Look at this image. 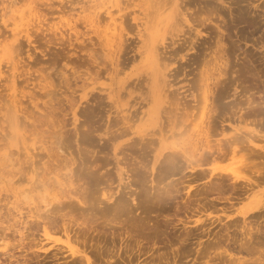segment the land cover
Wrapping results in <instances>:
<instances>
[{
    "label": "rangeland",
    "instance_id": "1",
    "mask_svg": "<svg viewBox=\"0 0 264 264\" xmlns=\"http://www.w3.org/2000/svg\"><path fill=\"white\" fill-rule=\"evenodd\" d=\"M224 1L226 4L229 2L227 5L233 6L231 14L229 9L227 12V5L223 7L225 11L216 0H184L191 24L194 19H205L207 16L215 21L217 15L220 14V18H222L218 21H223L224 18L223 22H226H222L224 24V26L222 25L223 29L221 27L222 35L220 32V36H224L222 38L224 46L222 45V47L226 50L224 55L222 53L221 55L227 61L229 71L234 70V74L229 73L228 77H221V84L217 86L218 88H214L220 91H215L218 95L217 98H214L216 97L215 93L211 98L212 102L215 100L218 102L212 103L213 107L216 106L214 108L216 115L214 112L213 115L217 119L220 118L219 120L224 118L225 122L222 127L223 133L219 124L217 125L218 129L215 128L217 121L213 120L215 123L209 124L212 130L209 131L212 140L208 144L207 141L199 142L195 139L198 128L193 126H205L206 122L204 119V124L202 123V108L198 107L202 105V103L200 104L202 82L199 80V72L204 62L203 56L209 59L208 53H211V49L209 52L208 46L214 44L212 36L215 35V30L213 32L211 29L209 32V29H202L204 35L191 42L194 33L189 31L187 26L183 28L185 25L183 23H178V26L173 28L169 24L171 21L173 22L171 19L167 24L170 26L164 27L160 23L156 27L155 23L159 22L162 15L169 9L161 14L156 7L155 9L150 8L151 6L145 4L144 10L146 11L145 8H147L146 12L150 10V16L153 17L151 18L149 13L146 15L150 17L149 23L148 17L147 19L144 17L145 11H142L139 0H104V2L103 0H0V103L4 107L0 108V162L3 161L1 159L3 154L14 153L12 156L10 155L14 166L13 168L12 166L2 168L6 177L4 182L0 183V264H65L70 262L69 252L64 248L63 243L55 241L62 233L60 218L64 213L65 221L69 220L68 228L72 236V244L76 248L80 247V250L86 249L85 251L92 255L89 254L93 261L92 264H264V179L257 178L260 177L259 173L264 174V129L260 128L264 127L260 124L264 121V113L261 112L262 115L260 113L255 117L256 120L261 119L260 122L254 120L258 124L251 123L255 119L254 117H245V121L238 118L242 112L247 109L249 111L251 105L264 104V0ZM135 2L137 4H134ZM136 5H140V8ZM125 6L126 9H124ZM148 8L150 9L148 10ZM219 8L220 10H218ZM109 15L114 16L112 18ZM115 19L120 20L116 21ZM145 19L148 22L144 27L142 22H146ZM108 23L110 26L112 23L118 24L110 27ZM207 23L208 21H206ZM211 24L208 23L210 26ZM113 27H117L116 33L117 31L122 33L115 34L114 40L117 38L119 40L114 41V46L108 47L105 46L106 42L103 40L106 39L105 35L109 32L108 30L111 32ZM145 29L146 35L143 33ZM96 30L97 32H95ZM180 30H185L184 36L183 31ZM15 32H18V35L15 36ZM140 35L143 36L140 37ZM2 37L10 39L7 38L5 41ZM171 40L174 43H171ZM192 43L193 49L190 48ZM154 47L161 49L158 51L159 58L154 54ZM161 55L165 58L162 59ZM192 55L199 57H195V59L201 60L196 61ZM111 61L118 62V64L116 63L118 75L110 72L112 71V69L110 70L112 65H109ZM11 62H14V65ZM241 67L244 72L239 69ZM11 72L14 74L13 76ZM163 73L167 74L169 85H172L169 89L172 92L168 89L169 98H165L159 104L157 93ZM6 76L7 79H5ZM11 77L16 79V87L14 86L16 98L22 100H20L22 104L18 123L12 120L11 111L8 108L10 107L9 102H7L9 98L7 94L13 91V89H7V85L11 84ZM234 79L238 81H234ZM229 81L230 83H228ZM42 84H46L43 89H41ZM174 93L175 95L179 93L176 95L178 100ZM185 101L189 103H185ZM130 102L132 103L130 104ZM196 102L200 105L195 107ZM35 104H37V108L34 107ZM154 106H159V113L154 111ZM122 108L123 111L126 109L127 115L134 116L130 119L132 121L123 120ZM168 109L174 113H164ZM261 109L264 112V106ZM141 110H144L145 113H141ZM73 112H75L76 121L73 119ZM232 125L237 129L241 128L242 131H249V129L253 131L247 134V138L230 141L231 148H229L232 151L228 148V151L223 154L216 153L215 148L218 147V144H224V141L217 142V138L222 139L223 134L234 133ZM219 130L221 131L219 132ZM59 131L62 133L58 134ZM156 134L162 135L165 139ZM57 135H60L59 138ZM143 138H146V141ZM57 139L64 143L66 149L63 148L64 154L68 156L70 151L75 160L72 166L73 179L76 178L74 183L77 184L81 201L69 198L70 200L65 199L66 202L62 201L64 205L54 203V209L57 211L55 219L51 218L52 222L49 223L47 219L44 221L39 219V221L37 218V223L36 218L31 216L38 214L35 209H31L33 206L31 201L28 198L30 202L26 201L24 195L19 196L20 198L14 197L11 185L17 187L19 189L17 191L21 192L22 189L27 191L29 189L27 172L30 171V161L25 151L28 150L34 158L32 160L37 164L36 158L38 159L39 155H45V152L38 149L40 146L38 142L57 141ZM142 144L144 148L141 147ZM212 144H217V147L214 148ZM130 145L136 148H130ZM120 146L123 148L119 149ZM24 147L27 148L24 149ZM151 147L153 148L151 149ZM184 149L187 153H184ZM174 152H177L176 155H173L174 159L177 158L176 161L171 159ZM164 154H166V160L163 159ZM185 156L187 159L184 158ZM154 159H156L155 165ZM190 160L192 161L190 162ZM119 167L123 177L121 183L117 175ZM132 167L134 168L131 169ZM127 168L129 170H126ZM226 180L231 183H227ZM209 181L213 186L212 184L208 185ZM204 184L209 188L212 186L213 189L210 188V190H214V193L212 191L211 193ZM159 187L161 188L159 189ZM216 190L217 192H215ZM202 191L205 193L207 191L208 194H204ZM111 192L114 193L113 198L108 201L106 196ZM27 193L28 191L26 192L28 196ZM220 195L222 196L220 197ZM227 196L231 200L226 201ZM211 198L213 201H210ZM201 201L203 202L201 203ZM110 211L112 212L110 213ZM40 212L39 214L42 216L45 215L43 210ZM45 221L48 222L47 225L51 224L48 226L49 228L55 225L56 229L53 227L54 230H51H58L56 233L59 234L51 233L48 228L50 238H45L41 229V223ZM181 221L185 223H181ZM66 223L68 224V221ZM73 223L74 225H72ZM226 223H228L227 225L231 224L228 231L224 230ZM209 229L213 232L207 238L208 235L205 232ZM231 230L232 232H230ZM186 232H188L187 235ZM126 233L132 234V237H127ZM248 233H251L252 238L256 240V242L252 240L250 244L247 242L248 245H251L250 247H254H252L253 249L249 252L242 250L239 251L240 253L231 249L230 251L233 250V259L223 253V248L226 245L232 247L231 245L234 244L233 247L238 249L240 242H245L249 238ZM183 235L187 236V239ZM256 235L258 238H255ZM123 236L126 237L123 240L125 242L122 243L119 237ZM192 236L195 237L192 238ZM134 238L143 240L139 249L135 246ZM177 238L179 241L176 242ZM214 238L221 240H218L220 241L218 244L211 242ZM131 239L133 240L131 241ZM158 239L159 241H157ZM77 240H80L78 244ZM173 240L177 245L174 244L175 242L172 243ZM232 240L233 242H231ZM151 242L156 243V247L152 246ZM124 243L130 244L132 249L126 246L123 249L126 248L125 250L129 249V251L124 252L122 248H118L125 246ZM170 243L171 245H169ZM180 243L182 245H179ZM134 246L141 252L133 251ZM88 247L90 248L88 249ZM130 250L136 253L132 254ZM119 251H122L121 255H117L120 253ZM127 253L131 254L130 261L124 255H128ZM135 254L140 255L138 257ZM122 258L125 259L121 261ZM166 261L168 262L165 263Z\"/></svg>",
    "mask_w": 264,
    "mask_h": 264
},
{
    "label": "bare ground",
    "instance_id": "2",
    "mask_svg": "<svg viewBox=\"0 0 264 264\" xmlns=\"http://www.w3.org/2000/svg\"><path fill=\"white\" fill-rule=\"evenodd\" d=\"M102 1V0H101ZM135 1H138V0H135ZM141 1V2H140ZM216 1H218L220 4H221V6H222V8L223 7H226V5L227 4H229V2L226 4V2L224 1V0H216ZM13 2H15V1H13ZM103 2H104V0H103ZM123 2H125V1H123ZM143 2V3H142ZM212 2V1H211ZM236 2V1H235ZM241 2V1H240ZM239 2V3H240ZM102 3V2H101ZM128 3V2H127ZM133 3V2H132ZM139 3H140V7L142 8V11L144 12L145 10H144V8H143V6L146 4H148L149 5V7L150 8H154L155 9V7L157 8V11H159V13H164V11H166L167 9H169V10H167V12L165 13V14H163L162 15V17H161V19H160V21L159 22H156L155 23V25H156V27H158V25L161 23L162 25H164V27L168 24V22L169 21H171V19H173V24L170 22L169 24H171V26L173 27V28H176L177 26H178V23H183V24H185V25H183V28H184V26L186 27L187 26V29L189 30V31H192L193 33H194V36L191 38V42H192V40H196L198 37H200L201 35H204L203 33H204V31H202V29H209V32L211 31V29L213 30V32H214V30H215V35H213V36H215V37H213L212 36V38H213V40L212 41H214V44L213 45H209L208 46V48H209V52H210V49H211V53H208V55H209V59H208V57L207 58H205V56H203V59H204V62L202 63V68H201V70H200V81L202 82H200L201 83V87H202V101L200 102V104L202 103V105H201V107L200 106H198L199 108H202V112H201V115H202V117H201V119L203 120L202 121V123L204 122V119H206V122H205V126H202L201 125V123H199L200 125V127H198V126H193V127H197L198 128V130H196V140H198L199 142H203V141H207V143L209 144L210 142V140H212L211 138H210V123H215L216 121V123H215V128H217V125L219 124L220 125V127H221V130H219V132L221 131L222 133H223V123L225 122V120H224V118L223 119H221V120H219V119H217V117H215L214 115H216L215 114V107L216 106H214L213 107V102H217V100H215V101H213L212 102V97H214V93H215V91H220V90H217V89H214V88H218L217 86L219 85V84H221V77H223V78H226V77H228L229 75V73H231V74H234V70H232V71H229L230 69H229V65L227 64V61L225 60V58H224V56H222L221 55V53L224 55V52L226 51V50H224V48L222 47V45H223V43L224 42H222L223 41V37H221L220 36V32H221V35H222V29H223V27H222V25L224 26V24L223 23H226V22H223V21H225V19L223 18L222 20L223 21H221V20H219L218 21V19H221L220 18V15H217V17H216V19H215V21H213V20H211V19H209V17L210 16H207L205 19L203 18V19H194L193 20V22H192V24H191V22L189 21V17H188V15H187V10H188V8L186 7V5H185V3H184V0H139ZM213 3V2H212ZM215 3V2H214ZM234 3V2H233ZM238 3V4H239ZM119 4H120V2H119ZM129 4H131L130 2H129ZM134 4H137L136 2L134 3ZM231 4V3H230ZM236 4V3H235ZM96 5V4H95ZM133 5V4H132ZM217 5V4H216ZM259 5V4H258ZM10 6V5H9ZM94 6V5H93ZM118 6V5H117ZM119 6H121V5H119ZM136 6H138V5H136ZM138 6V8H140ZM214 6H215V4H214ZM213 6V7H214ZM220 6V7H221ZM261 6V5H260ZM107 8H108V6H106ZM110 7V6H109ZM233 7V6H232ZM232 7L230 6V5H227V12H228V9L230 10V14H231V10H232ZM128 8V7H127ZM150 8H148V10L150 9ZM215 8V7H214ZM237 8V7H236ZM256 8V7H255ZM96 9V8H95ZM124 9H126V6H125V8ZM146 9V11H147V8H145ZM216 9V8H215ZM224 9V8H223ZM222 9V10H223ZM237 9H239V8H237ZM106 10V9H105ZM123 10V9H122ZM211 10H213V9H211ZM210 10V11H211ZM218 10H220V8L218 9ZM225 10V9H224ZM234 10V9H233ZM9 11V10H8ZM95 11V10H94ZM112 11V10H111ZM130 11H132V10H130ZM145 11V18L147 19V17H148V19L147 20H149V23H150V17L152 16H150V10H149V12H146ZM215 11V10H214ZM226 11V10H225ZM240 11V10H239ZM242 11V10H241ZM113 12V11H112ZM141 12V11H140ZM152 12V11H151ZM208 12H209V10H208ZM222 12V11H221ZM226 12V13H227ZM234 12V11H233ZM110 13V12H109ZM147 13V14H146ZM148 13H149V16H146V15H148ZM189 13V12H188ZM211 13H214V12H211ZM220 13V12H219ZM223 13H225L224 11H223ZM222 13V14H223ZM238 13V12H237ZM255 13V12H254ZM96 14V13H95ZM112 14H114V13H112ZM142 14V13H141ZM191 14V13H190ZM236 14V13H235ZM101 15V14H100ZM143 15V14H142ZM216 15V14H215ZM233 15V14H232ZM104 16V15H103ZM112 16H114V15H112ZM111 15H109V17H112ZM123 16V15H122ZM191 16V15H190ZM211 16H213V15H211ZM14 17V16H13ZM39 17V16H38ZM90 17V16H89ZM104 17H106V16H104ZM121 17V16H120ZM120 17H118V18H120ZM192 17V16H191ZM219 17V18H218ZM233 17V16H232ZM231 17V18H232ZM238 17V16H237ZM2 18H4V17H2ZM37 18V17H36ZM100 18V17H99ZM103 18V17H102ZM113 18V17H112ZM111 18V19H112ZM136 18V17H135ZM151 18H153V17H151ZM235 18V17H234ZM20 19V18H19ZM23 19V18H22ZM104 19V18H103ZM121 19V18H120ZM119 19V20H120ZM145 19V20H146ZM214 19V18H213ZM102 20V19H101ZM116 20V19H115ZM119 20H116V21H119ZM123 20V19H122ZM146 20V22L144 21V23L142 22V25L144 24V27H145V24H147V21ZM218 22H217V21ZM15 21V20H14ZM112 21H114V20H112ZM206 21H208V23L209 24H211V26L210 25H208V23L206 24ZM140 22V21H139ZM223 22V23H222ZM29 23V22H28ZM121 23V22H120ZM124 23V22H123ZM220 23H221V25H220ZM102 24V23H101ZM110 24H111V22H110ZM114 24H116V23H112V25H114ZM118 24V23H117ZM116 24V25H117ZM112 25L110 26L109 25V23H108V26H110V27H112ZM213 25V26H212ZM141 26V25H140ZM168 26H170V25H167V27ZM118 27V26H117ZM117 27H113L112 29V31L110 32V30H108L109 32L107 33V35H105L106 37V39L105 40H103V41H105L106 43H105V46H108V47H112V46H114L115 45V43H114V41H117V40H119V38H117V40H114L115 39V37H116V35L115 34H121V33H118V31H117V33L115 32V30H116V28ZM155 27V26H154ZM221 27H222V29H221ZM151 28V27H150ZM215 28V29H214ZM17 29V28H16ZM15 29V30H16ZM30 29V28H29ZM28 29V30H29ZM109 29V28H108ZM140 29V28H139ZM143 29V28H142ZM24 30V28L22 29V31ZM118 30V29H117ZM217 30V31H216ZM144 31H146V29L145 30H143V33H144ZM180 31H183V30H180ZM95 32H97V30L95 31ZM103 32V31H102ZM216 32H218V33H216ZM24 33V32H23ZM100 33V32H99ZM184 33H186L185 32V30L182 32V34H183V36L185 35ZM212 33V32H211ZM14 34V33H13ZM98 34V33H97ZM101 34V33H100ZM126 34V33H125ZM145 34V33H144ZM11 35V34H10ZM16 35H18V32L16 33L15 32V36ZM146 35V34H145ZM177 35V34H176ZM210 35V34H209ZM103 36V35H102ZM121 36V35H120ZM122 36H123V34H122ZM141 36H143V35H140V37ZM12 37V36H11ZM124 37V36H123ZM177 37V36H176ZM180 37V36H179ZM211 37V36H210ZM3 38V37H2ZM5 38V39H4ZM3 38V40H5L6 41V39L8 38V37H4ZM165 38H167V37H165ZM207 38V37H206ZM211 38V39H212ZM8 39H10V38H8ZM127 39V38H126ZM173 39V38H172ZM215 39V40H214ZM141 41L142 40H144V39H140ZM174 40V39H173ZM173 40H171L172 42L171 43H174V41ZM207 40H208V38H207ZM225 40V39H224ZM1 41H2V39H1ZM184 41V40H183ZM186 41V40H185ZM212 41H211V44H212ZM119 43H120V41H118ZM155 42V41H154ZM176 42V41H175ZM207 42V41H206ZM210 42V41H209ZM99 43H101V42H99ZM113 43H114V45H113ZM177 43V42H176ZM175 43V44H176ZM102 44V43H101ZM184 44V43H183ZM13 45V44H12ZM166 45V44H165ZM164 45V46H165ZM123 46V45H122ZM168 46V45H167ZM224 46V45H223ZM124 47V46H123ZM181 47V46H180ZM191 49H193L194 48V46H193V43L191 44V47H190ZM8 49V48H7ZM118 49V48H117ZM167 49V48H166ZM106 50V49H105ZM110 50V49H109ZM136 50V49H135ZM161 50V49H160ZM157 47H154V54H155V56L157 57L158 56V58H159V52L158 51H160ZM173 51H174V49H173ZM111 52V51H110ZM168 52V51H167ZM166 52V53H167ZM122 53V52H121ZM161 53V52H160ZM163 53H164V51H163ZM165 53V54H166ZM220 54V55H219ZM163 55V54H162ZM161 55V56H162ZM14 56V55H13ZM120 56V55H119ZM119 56H118V58H119ZM140 56V55H139ZM164 56V55H163ZM163 56L161 57L162 59H164L163 58ZM192 56H194V55H192ZM197 56H200V55H197ZM195 57H196V55L193 57L194 59H195ZM157 58V59H158ZM160 58V59H161ZM196 58H199V57H196ZM224 58V59H223ZM13 60V59H12ZM11 60V61H12ZM113 60V59H112ZM116 60V59H115ZM191 60H192V58H191ZM196 61H200V60H197V59H195ZM202 62V61H201ZM14 62H11V64L12 65H14L13 64ZM118 64V62H114V61H111V64H109V65H112V68L110 67V70L112 69V71H110L111 73L112 72H114L115 74H117L118 75V71H117V68H116V66H117V64ZM160 63V62H159ZM193 63V62H192ZM241 63V62H240ZM10 64V65H11ZM108 64V63H107ZM160 65V64H159ZM201 65V64H200ZM242 65V64H241ZM240 65V66H241ZM17 66V65H16ZM15 66V67H16ZM107 66V65H106ZM8 67V66H7ZM30 67V66H29ZM108 67V66H107ZM118 67V66H117ZM243 67V66H242ZM241 67V68H242ZM18 68V67H17ZM109 68V67H108ZM241 68H239L240 70H243V68L241 69ZM11 69V68H10ZM13 69H15V68H13ZM246 69V68H245ZM247 69H248V67H247ZM108 70V69H107ZM239 70V71H240ZM0 71H1V69H0ZM122 71V70H121ZM3 72V71H2ZM243 72H244V70H243ZM111 73H109V74H111ZM113 73V74H114ZM217 75H216V74ZM241 73V72H240ZM239 73V74H240ZM11 74H12V72H11ZM237 74V73H236ZM239 74H238V76H239ZM245 74V73H244ZM14 74H12V76H13ZM17 74L15 73V76H16ZM167 75V74H166ZM165 75V73H163L161 76H162V78H160L161 79V84L159 85V88H158V93H157V101L159 102V104H161L164 100H165V98H169L168 96H169V94L167 93V90L170 88V86H172L171 84L169 85V81L167 80V76ZM214 75H216V77H214ZM228 75V76H227ZM10 76V75H9ZM39 76V75H38ZM38 76H36V77H38ZM3 78V77H2ZM16 78V77H15ZM221 78V79H220ZM5 79H7V76L5 77ZM4 79V80H5ZM242 79V78H241ZM16 80V79H15ZM15 80H14V77H11V79H10V81H11V84L9 85H7V89L8 90H10V89H13V91H11L9 94H7L8 95V101L7 102H9L8 104H9V106L10 107H8V108H10V113H11V117H12V120L15 122V123H18V118H19V111L21 112V98H20V100L18 99V98H16V95H15V93H14V88L16 87L15 86ZM45 80V79H44ZM120 80V79H119ZM238 80H239V78H238ZM238 80H236V79H234V81H238ZM8 81V83H10V81L9 80H7ZM37 81V80H36ZM43 81V80H42ZM172 81V80H171ZM226 81V80H225ZM241 81V80H240ZM239 81V82H240ZM159 82V83H160ZM232 82V81H231ZM243 82V81H242ZM121 83V82H120ZM142 83V82H141ZM228 83H230V81L228 82ZM41 84V83H40ZM226 84V83H225ZM2 85V84H1ZM46 85V84H45ZM44 84H42L41 85V89H43V88H45L46 86H45ZM130 85V84H129ZM240 85V84H239ZM15 86V87H14ZM85 86V85H84ZM236 86V85H235ZM242 86V85H241ZM4 87V86H3ZM23 87V86H22ZM119 87V86H118ZM31 88V87H30ZM107 88V87H106ZM124 88H127V87H124ZM189 89V88H188ZM220 89V88H219ZM50 90V89H49ZM170 90V89H169ZM51 91V90H50ZM186 91H187V89H186ZM22 92V91H21ZM112 92V91H111ZM115 92V91H114ZM170 92H172L171 90H170ZM110 93V92H109ZM176 93V92H175ZM175 93H174V95H175ZM228 93V92H227ZM2 94V93H1ZM41 94V93H40ZM168 94V95H167ZM179 94V93H178ZM178 94H176V95H178ZM189 94V93H188ZM222 94V93H221ZM235 94V93H234ZM4 95V94H3ZM2 95V96H3ZM39 95V94H38ZM120 95H121V93H120ZM128 95V94H127ZM176 95H175V97H176ZM215 95H216V97H214V98H217V94L215 93ZM117 96V95H116ZM139 96V95H138ZM186 96H188L187 94H186ZM120 97V96H119ZM135 97V96H134ZM173 97V96H172ZM174 97V98H175ZM178 97V96H177ZM176 97V100H178V98ZM170 98H171V96H170ZM181 98V97H180ZM222 98V97H221ZM224 98V97H223ZM1 99V98H0ZM4 99V98H3ZM120 99V98H119ZM122 99V98H121ZM143 99H145V98H143ZM220 99V98H219ZM236 99V98H235ZM184 100V99H183ZM118 101V100H117ZM120 101V100H119ZM122 101V100H121ZM120 101V102H121ZM141 101V100H140ZM170 101V100H169ZM187 101H189V100H187ZM187 101H185V103L187 102ZM219 101V100H218ZM6 102V103H7ZM24 102V101H23ZM114 103H115V100L113 101ZM112 102V103H113ZM134 102V101H133ZM221 102V101H220ZM132 102H130V104H131ZM167 103H169V102H167ZM183 103V102H182ZM187 103H189V102H187ZM218 103V102H217ZM222 103V102H221ZM7 104V105H8ZM180 104V103H179ZM199 103H197L196 102V105H195V107L198 105ZM199 104V105H200ZM220 104V103H219ZM229 104V103H228ZM144 105V104H143ZM150 105V104H149ZM172 105V104H171ZM171 105H169V106H171ZM185 105V104H184ZM215 105V104H214ZM129 106V105H128ZM145 106V105H144ZM161 106V105H160ZM168 106V105H167ZM175 106V105H174ZM183 106V105H182ZM189 106V105H188ZM191 106V105H190ZM263 106H264V104H259V103H257V105H255V106H252L251 105V107H249V111H248V109L246 110V111H244V112H242L240 115H238V118H239V120H243V121H245L244 120V118L245 117H256L258 114H260L261 112L262 113H264L262 110L263 109H261V108H263ZM3 106L1 105V103H0V108H2ZM34 107H38L37 106V104H35L34 105ZM158 107L159 106H154L153 107V109H155L154 111L156 112V113H159V109H158ZM164 107V106H163ZM162 107V108H163ZM178 107V106H177ZM186 107V106H185ZM4 108V107H3ZM31 108V107H30ZM57 108V107H56ZM127 108H129V107H127ZM162 108H161V110H162ZM167 108V107H166ZM165 109V108H164ZM174 110H175V108H173ZM180 109V108H179ZM217 109V108H216ZM7 110V109H6ZM126 109H124V111H125ZM130 110V109H129ZM169 110V109H168ZM167 110V112H164V113H171V112H173L174 113V111H171V109L168 111ZM27 111V110H26ZM121 111H123V108H122V110ZM123 111V120H126V121H129L130 119H132L131 117H134V116H130V115H127L128 114V112L127 111H125L124 112ZM134 111V110H133ZM137 111H138V109H137ZM199 111V110H198ZM215 111V112H214ZM119 112V111H118ZM131 113H132V111H130ZM129 112V113H130ZM149 112V111H148ZM200 112V111H199ZM213 112H214V115H213ZM27 113V112H26ZM47 113V112H46ZM130 113V114H131ZM139 113V112H138ZM141 113H145L144 112V110H141ZM147 113V112H146ZM198 113V112H197ZM262 113H261V115H262ZM134 114V113H133ZM136 114V113H135ZM166 114V115H167ZM172 114V113H171ZM171 114H169V115H171ZM6 115H7V112H6ZM40 115H42L41 113H40ZM39 115V116H40ZM145 115V114H144ZM143 115V116H144ZM244 115V116H243ZM43 116V115H42ZM75 112H73V119H74V121H76V118H75ZM121 116V115H120ZM136 116V115H135ZM162 116V115H161ZM10 117V118H11ZM46 117V116H45ZM142 117V116H141ZM223 117H224V115H223ZM7 118V117H6ZM5 118V119H6ZM31 118V117H30ZM137 118H139L138 116H137ZM168 118V117H167ZM4 119V120H5ZM142 119H143V117H142ZM229 119H230V116H229ZM259 119V120H258ZM257 120H256V118L255 119H253L252 120V122L251 123H254V124H258V122H260V118H258ZM215 122H214V121ZM254 120H256V121H258L257 123H255V121ZM130 121H132V120H130ZM263 121V120H262ZM199 122V121H198ZM264 122V121H263ZM263 122H261L260 124L261 125H263L264 126V123ZM24 123V122H23ZM75 123V122H74ZM241 123V122H240ZM51 124V123H50ZM193 124V123H192ZM204 124V123H203ZM229 124V123H228ZM227 124V125H228ZM248 124V123H247ZM75 126V125H74ZM159 126V125H158ZM190 126V124L188 125V127ZM233 126V125H232ZM5 127V126H4ZM51 127V126H50ZM78 127V126H77ZM75 128H76V126H75ZM196 128V129H197ZM231 128V127H230ZM240 128V127H239ZM261 129L263 128L264 129V127H260ZM60 129H62V128H60ZM218 129V128H217ZM64 130V129H63ZM159 131H160V129H158ZM188 130H189V128H188ZM194 130V129H193ZM233 132L234 133H232V134H230V135H225V134H223V136H222V139H220V138H217V142L218 141H221V142H223L224 141V144L222 143H219L218 144V147H217V144L216 145H213L214 144V142H213V144H212V146H214V148L215 147H217V148H215L216 150H217V152L216 153H219V154H223V153H225L226 151H228V150H230V146H231V143H229L230 141H237V140H239V139H244V138H247V134H250L253 130L252 129H249V131L248 130H244V131H247V132H244V131H242V129L240 128V129H237V128H235L234 126H233ZM260 130V129H259ZM57 131H58V129H57ZM212 131V130H211ZM52 132H53V130H52ZM56 131H54V133H55ZM85 132H86V130H85ZM161 132V131H160ZM166 132V131H165ZM165 132H163V134L166 136V134H165ZM194 132V131H193ZM53 133V134H54ZM62 133V131H59L58 132V134H61ZM154 133V132H153ZM157 133H159V132H157ZM52 134V135H53ZM55 134H57V132L55 133ZM148 134V133H147ZM195 134V133H194ZM2 135V134H1ZM144 135V134H143ZM146 135V134H145ZM152 135V134H151ZM154 135H155V133H154ZM157 135V134H156ZM160 135V134H159ZM159 135H157V136H159ZM58 136V135H57ZM60 136V135H59ZM59 136H58V138H59ZM162 138H164L165 139V137H163L162 135H160ZM181 136V135H180ZM263 136V135H262ZM26 137V136H25ZM47 137V136H46ZM54 137V136H53ZM189 137V136H188ZM192 137V136H191ZM28 138V137H27ZM55 138H56V135H55V137H54V140H55ZM147 138V137H146ZM145 138V139H146ZM153 138V137H152ZM193 138V137H192ZM210 138V139H209ZM61 139V138H60ZM144 138H143V140H145ZM151 139V138H150ZM157 139V138H156ZM194 139V140H195ZM219 139V140H218ZM59 139H57V141H39L38 143H40L39 145V148L38 149H41V151H43V152H45V155L44 156H41V155H39L38 157V159L36 158V160H38V163L36 164L35 163V161H33L34 160V158H33V156L31 155V154H29V152H28V150L27 151H25V153H26V156H28V159H29V161H30V171L29 172H27V174L29 175L28 176V182H29V189L27 190L28 191V196L26 195V192L27 191H24V189H22V191L20 192V191H17V190H19L17 187H14L13 185H11V191H12V193L14 194V197H19V196H21V195H24L23 197L25 198V199H29L30 201H31V203L33 204V206L31 207V209L33 208V209H35L36 210V212H38V214H32L31 216H32V218H36V220L35 221H37V218H38V220L39 219H42L43 221L45 220V219H47V221L50 223V222H52L51 221V218L54 220L55 219V215H57V211L54 209V203H56V205L57 204H62V201L64 200L65 201V199H69V198H71L72 200H77V201H81V199H80V197L81 196H79L80 194H78L79 193V191H78V187L75 185V180H76V178H75V180L73 179V164H74V158L71 156V153H70V151H69V154H68V156H67V154H64V152H63V148L65 147L64 146V143H63V141L61 140V141H58ZM147 140H149L148 138H147ZM158 140V139H157ZM160 140V139H159ZM193 140V139H192ZM139 141H141V140H139ZM146 141V140H145ZM152 141V140H151ZM150 141V142H151ZM154 141V140H153ZM184 141V140H183ZM182 141V142H183ZM37 142V141H36ZM131 142V141H130ZM129 142V143H130ZM133 142V144H134V141H132ZM135 142H137V141H135ZM158 142V141H157ZM217 142H215V143H217ZM35 143V142H34ZM137 143H139V142H137ZM137 143H135V144H137ZM183 143H186V142H183ZM151 144V143H150ZM195 144H196V142H195ZM194 144V145H195ZM34 145V144H33ZM105 145V144H104ZM115 145V144H114ZM125 145H127V144H125ZM124 145V146H125ZM153 145H155V144H153ZM189 145V144H188ZM193 145V146H194ZM199 145H200V143H199ZM204 145V144H203ZM35 146V145H34ZM145 146V145H144ZM157 146V145H156ZM156 146H154V147H156ZM117 148H118V146H116ZM116 147H114V148H116ZM127 147V146H126ZM133 146L132 145H130V148H132ZM137 147H138V145H137ZM141 147H143V144H142V146ZM146 147V146H145ZM187 147V146H186ZM190 147H191V145H190ZM210 147V146H209ZM230 147V148H229ZM27 147H24V149H26ZM120 148H123L122 146H120L119 147V149ZM127 148H129V146L127 147ZM133 148H136V147H133ZM144 148V147H143ZM153 147H151V149H152ZM188 148V147H187ZM186 148V149H187ZM229 148V149H228ZM65 149V148H64ZM146 149V148H145ZM150 149V150H151ZM170 149V148H169ZM194 149V148H193ZM195 149H197V148H195ZM228 149V150H227ZM22 150V149H21ZM66 150V149H65ZM113 150H115V149H113ZM117 150V149H116ZM115 150V151H116ZM185 150V149H184ZM198 150H199V148H198ZM114 151V153H116ZM143 151V150H142ZM177 151V150H176ZM180 151V150H179ZM188 151V150H187ZM210 151V150H209ZM212 151H213V149H212ZM211 151V152H212ZM230 151H232V149L230 150ZM123 152V151H122ZM147 152V151H146ZM145 152V153H146ZM192 152V151H191ZM203 152V151H202ZM24 153V154H25ZM126 153V152H125ZM169 153V152H168ZM175 154H172V157H171V159H174L175 157L173 156V155H176V153L177 152H174ZM184 153H187L186 152V150L184 151ZM201 153V152H200ZM213 153V152H212ZM211 153V154H212ZM14 153H5V154H3V156H2V162H0V172H1V175H0V183H3L4 182V179H5V177H6V175L4 174V172L2 171V168H4L5 166H12V168H13V166H14V164H13V162H12V158L10 157V155L12 156ZM123 154V153H122ZM167 154V153H166ZM166 154H164V160H166L165 158H167V157H165V155ZM180 154V153H179ZM178 154V155H179ZM189 154V153H188ZM38 155V154H37ZM115 155V154H114ZM128 155H130V154H128ZM142 155V154H141ZM168 155V154H167ZM170 155V154H169ZM198 155H201V154H198ZM136 156H137V154H136ZM209 156V155H208ZM37 157V156H36ZM44 157H47V158H45L44 159ZM134 157V156H133ZM174 157V158H173ZM180 157V156H179ZM183 157V156H182ZM194 157V156H193ZM116 158V157H115ZM121 158H123V157H121ZM131 158V157H130ZM157 158V157H156ZM184 158H186V156L184 157ZM197 159H198V157H196ZM33 159V160H32ZM142 159H143V156H142ZM177 159V158H176ZM176 159H174L175 161H176ZM187 159V158H186ZM196 159V160H197ZM124 160V159H123ZM156 159H154V165H155V163H156V161H155ZM161 160V159H160ZM183 160H185V159H183ZM26 161V160H25ZM28 161V160H27ZM163 161V160H162ZM169 161V160H168ZM182 161V160H181ZM188 161V160H187ZM192 160H190V162H191ZM193 161H195V160H193ZM117 162H119V161H117ZM137 162V161H136ZM136 162L134 163V164H136ZM170 162H171V160H170ZM174 162V161H173ZM189 162V161H188ZM196 162V161H195ZM129 163V162H128ZM140 163H141V161H140ZM147 163H148V161H147ZM166 163H167V161H166ZM165 163V164H166ZM180 163V162H179ZM182 163H185V162H182ZM134 164H132V165H134ZM168 164V163H167ZM166 164V165H167ZM172 164V163H171ZM197 163H195V165H196ZM37 165V166H36ZM117 165H118V163H117ZM124 165V164H123ZM127 165V164H126ZM129 165V164H128ZM131 165V164H130ZM147 165V164H146ZM173 165V164H172ZM171 165V166H172ZM194 165V166H195ZM198 165V164H197ZM139 166V165H138ZM163 166H165V165H163ZM123 167H125V166H123ZM129 167V166H128ZM134 167H136V165H134ZM134 167H132L131 169H133ZM140 167V166H139ZM143 167H146V166H143ZM149 167V166H148ZM154 167V166H153ZM172 168V167H171ZM237 168H239V167H237ZM247 168V167H246ZM75 169V168H74ZM140 169V168H139ZM156 169V168H155ZM154 169V170H155ZM192 169V168H191ZM245 169V168H244ZM126 170H129L128 168L126 169ZM126 170H124V171H126ZM136 171H137V169H135ZM141 170V169H140ZM147 170V169H146ZM149 170V169H148ZM157 170V169H156ZM170 170H172V169H170ZM169 170V171H170ZM195 170V169H194ZM193 170V171H194ZM239 170V169H238ZM143 171V170H142ZM142 171H140L141 173H143L144 174V172H145V169H144V172H142ZM159 171V170H158ZM166 171V170H165ZM169 171H167V172H169ZM240 171H243V170H240ZM131 172H132V170H131ZM130 172V173H131ZM160 172H162V171H160ZM210 172V171H209ZM243 172H245V171H243ZM248 173H249V171H247ZM129 173V174H130ZM146 173V172H145ZM148 173H149V171H148ZM174 173V172H173ZM135 175H136V173H134ZM133 174V175H134ZM199 174V173H198ZM216 174V173H215ZM214 174V175H215ZM229 174H231V173H229ZM245 174V173H244ZM260 175V177H257V178H261V179H264V174L263 173H259ZM117 175H118V178H119V182L120 181H122L123 180V177H122V171H121V168L119 167L118 168V170H117ZM132 175V174H131ZM146 175V174H145ZM190 175H191V173H190ZM211 175V174H210ZM246 175H247V173H246ZM142 176V175H141ZM212 176V175H211ZM76 177V176H75ZM128 177V176H127ZM131 177V176H130ZM139 177V176H138ZM193 177V176H192ZM215 177V176H214ZM219 177H220V175H219ZM218 177V178H219ZM223 177V176H222ZM224 178V177H223ZM164 179V178H163ZM216 179V178H215ZM225 179H227L228 180V178H225ZM125 180V179H124ZM201 180V179H200ZM218 180V179H217ZM222 180V179H221ZM226 180V181H227ZM235 180V179H234ZM7 181V180H6ZM160 181V180H159ZM158 181V182H159ZM223 181H225V180H223ZM11 182H13V181H11ZM212 182H213V180H212ZM220 182V181H219ZM121 183V182H120ZM123 183V182H122ZM171 183V182H170ZM208 183H210V184H208V185H211L212 183L209 181ZM214 183V182H213ZM221 183V182H220ZM227 183H231V182H228L227 181ZM226 183V184H227ZM172 184V183H171ZM223 184V183H222ZM168 185V184H167ZM205 185V184H204ZM208 185H205V187H207ZM236 185H238V184H236ZM17 186V185H16ZM120 186V185H119ZM128 186V185H127ZM200 186H201V184H200ZM212 186H213V184H212ZM212 186H210V188L212 187ZM226 186V185H225ZM228 186H229V184H228ZM203 187V186H202ZM201 187V188H202ZM224 187V186H223ZM161 187H159V189H160ZM163 188V187H162ZM165 188V187H164ZM200 188V187H199ZM200 188V189H201ZM209 187H207V189H208ZM210 188H209V190H210ZM218 188V187H217ZM216 188V189H217ZM225 188V187H224ZM158 189V190H159ZM199 189V190H200ZM205 189V188H204ZM203 189V190H204ZM211 189H213V188H211ZM219 189V188H218ZM223 189V188H222ZM232 189H233V186H232ZM241 189H242V187H241ZM26 190V189H25ZM157 190V189H156ZM156 190H155V192H156ZM162 190V189H161ZM234 190H235V188H234ZM165 191H167L166 190V188H165ZM201 191V190H200ZM213 192L214 190H210V192ZM241 191V190H240ZM240 191H239V193H240ZM160 192V191H159ZM163 192V191H162ZM162 192L160 193L161 195H162ZM202 192H204V194H206L207 193V191H206V193H205V191H202ZM201 192V193H202ZM209 192V191H208ZM211 192V193H212ZM215 192H217V190L215 191ZM219 192V191H218ZM244 192V191H243ZM21 193H24V194H21ZM29 193H31V194H29ZM167 193V192H166ZM198 193H200V192H198ZM214 193V192H213ZM221 193V192H220ZM113 192H111V194L110 195H107L106 196V199L108 200V201H110V200H112V198H113ZM154 194H157V193H154ZM159 194V193H158ZM208 194V193H207ZM210 194V193H209ZM219 194V193H218ZM222 194V193H221ZM227 194V193H226ZM243 194V193H242ZM121 195V194H120ZM121 196H124V195H121ZM165 196V195H164ZM195 196V195H194ZM222 195H220V197H221ZM229 196V195H228ZM227 196V198H226V201L228 200H231V199H229V197ZM203 197H205V196H203ZM219 197V196H218ZM225 197V196H224ZM224 197H223V199H224ZM237 197V196H236ZM20 198V197H19ZM18 198V199H19ZM73 198H75V199H73ZM151 198V197H150ZM160 198V197H159ZM200 198H201V196H200ZM200 198H198V199H200ZM214 198V197H213ZM232 198H234V197H232ZM24 199V200H25ZM28 199L26 200V201H28ZM194 199V198H193ZM192 199V200H193ZM206 199V198H205ZM222 199V200H223ZM70 200V199H69ZM68 200V201H69ZM124 200V199H123ZM202 200V199H201ZM208 200V199H207ZM225 200V199H224ZM223 200V201H224ZM30 201H28V202H30ZM157 201V200H156ZM161 201V200H160ZM159 201V202H160ZM191 201V200H190ZM195 201H196V199H195ZM204 201V200H203ZM203 201H201V203L203 202ZM210 201H213L212 200V198H211V200ZM66 202V201H65ZM192 202V201H191ZM231 202V201H230ZM40 203H42V205H40ZM118 203H119V201H118ZM29 204V203H28ZM117 204V203H116ZM120 204H121V202H120ZM205 204V203H204ZM212 204V203H211ZM31 205V204H30ZM62 205H64V203L62 204ZM61 205V206H62ZM73 205V204H72ZM197 205V204H196ZM213 205V204H212ZM69 206V205H68ZM74 206V205H73ZM198 206V205H197ZM206 206V205H205ZM72 207V206H71ZM109 207V206H108ZM115 207V206H114ZM120 207V206H119ZM176 208V207H175ZM178 208V207H177ZM190 208V207H189ZM201 208V207H200ZM32 209V210H33ZM58 209V208H57ZM110 209V208H109ZM108 209V210H109ZM115 209V208H114ZM118 209V208H117ZM195 209H196V207H195ZM31 210V211H32ZM41 210H43V214H45L44 216H42L41 214H39V213H41L40 211ZM55 211V213H54V211ZM118 210H120V208L118 209ZM198 210V209H197ZM197 210H195V211H197ZM201 210V209H200ZM199 210V211H200ZM113 211V210H112ZM112 211H110V213L112 212ZM122 211V210H121ZM184 211V210H183ZM35 212V213H36ZM60 211L58 210V213H59ZM64 212H65V210H64ZM109 212V211H108ZM117 212V211H116ZM191 212V211H190ZM262 212V211H261ZM34 213V212H33ZM193 213V212H192ZM256 215V214H255ZM60 216V215H59ZM58 216V217H59ZM63 216H65V213H64V215ZM63 216H61V218H60V222H61V226H62V233H61V236H59L58 238H56L55 239V241L56 240H58V241H61L62 243H63V246H64V248H66V250L69 252V256H70V262H67V263H65V264H92V259H91V256L85 251L86 249H82V250H80L79 248H76V247H74V245L72 244V236L70 235V229L68 228L69 226V220L68 219H66L67 221H68V224L66 223L67 221H65V217L63 218ZM30 217V216H29ZM257 217V216H256ZM70 218V217H69ZM252 218H254V217H252ZM71 219H72V217H71ZM50 220V221H49ZM85 220V219H84ZM40 221V220H39ZM57 221H59V220H57ZM56 221V222H57ZM65 221V222H64ZM75 221H76V219H75ZM89 221V220H88ZM189 221V220H188ZM212 221V220H211ZM5 222V221H4ZM48 222H42L41 223V229H42V235L45 237V238H47V239H49L50 238V233H49V230H51V229H53V227H55V225L53 226V227H48L49 225H51V224H46V223H48ZM239 222V221H238ZM28 223V222H27ZM27 223H25L26 225H27ZM32 223V222H31ZM30 223V224H31ZM33 223H34V221H33ZM37 223H38V221H37ZM54 223V222H53ZM65 223L67 224L66 226H65ZM74 223H76L77 224V222H74ZM74 223L72 224V225H74ZM92 223V222H91ZM181 223H185L184 221H181ZM186 223H188L187 221H186ZM204 223H206V222H204ZM204 223H203V225H204ZM229 223V222H228ZM228 223H226L224 226H225V228H224V230L226 231H228L229 229H230V227L231 226H229V225H231V224H229V225H227ZM231 223V222H230ZM60 224V223H59ZM195 224V223H194ZM217 224H218V222H217ZM234 224V223H233ZM56 225H58V224H56ZM71 225V224H70ZM77 225H80V224H77ZM76 225V226H77ZM201 225V224H200ZM206 225H208V224H206ZM90 226H91V224H90ZM233 226H236V225H233ZM25 227V226H24ZM28 227V226H27ZM58 227V226H57ZM88 227V226H87ZM198 227V226H197ZM196 227V228H197ZM204 227V226H203ZM220 227V226H219ZM223 227V226H222ZM26 228V227H25ZM48 228H49V230H48ZM85 228V227H84ZM83 228V229H84ZM185 228V227H184ZM187 228H188V226H187ZM4 229V228H3ZM27 229V228H26ZM55 229H56V227H55ZM59 229V228H58ZM76 229V228H75ZM155 229V228H154ZM182 229H183V227H182ZM186 229V228H185ZM200 229V228H199ZM250 229V228H249ZM29 230V229H28ZM54 230V229H53ZM60 230H61V227H60ZM77 230V229H76ZM75 230V231H76ZM81 230V229H80ZM198 230V229H197ZM202 230H204V229H202ZM223 230V229H222ZM252 230V229H251ZM36 231V230H35ZM85 231V230H84ZM188 231V230H187ZM234 231V230H233ZM250 231V230H249ZM260 231V229L258 230V232ZM37 232V231H36ZM52 232H54V233H56V232H58V230H56V231H52L51 230V233ZM86 232V231H85ZM155 232V231H154ZM202 232V231H201ZM204 232V231H203ZM211 232H213V231H211L210 229L208 230V231H206L205 232V234L206 235H208V237L207 238H209V235H210V233ZM217 232V231H216ZM224 232V231H223ZM230 232H232V230L230 231ZM34 233V232H33ZM155 233H158V232H155ZM187 233L188 232H186V235H187ZM190 233V232H189ZM195 233H196V231H195ZM215 233V232H214ZM225 234H227V232H224ZM223 233V234H224ZM246 233H247V231H246ZM260 233V232H259ZM56 234H59V233H56ZM119 234V233H118ZM153 234V233H152ZM182 234H185V233H182ZM256 234V233H255ZM30 235V234H29ZM33 235V234H32ZM132 234H129V233H126V236L128 237V236H130V238L132 237L131 236ZM155 235V234H154ZM157 235V234H156ZM203 235V234H202ZM213 235V234H212ZM212 235H211V237H212ZM218 235V234H217ZM117 237H118V235H116ZM115 236V237H116ZM119 236H120V234H119ZM125 236V237H126ZM180 237H181V235H179ZM184 236V235H183ZM204 236V235H203ZM228 236V235H227ZM245 236V235H244ZM248 236H249V238L245 241V242H240V244H239V246H238V244H236L237 246H238V249H236V247L234 248L233 247V245H231L232 247H230V246H227L226 245V247H224L223 248V253L224 254H226V256H229V258H231V259H233V253H232V251L235 249L236 250V252H238V253H240L242 250H245V251H247V252H249L251 249H253L252 247H250L251 245H248V244H250L251 242H252V240H254L253 238H252V235H251V233H248ZM257 236V235H256ZM34 237V236H33ZM40 237V236H39ZM113 237V236H112ZM125 237L123 236V237H119L120 238V241H122V243L123 242H125V241H123L124 239H125ZM185 237V236H184ZM187 237V236H186ZM185 237V238H186ZM193 237H195V236H192V238ZM197 237V236H196ZM254 237V236H253ZM260 237V236H259ZM28 238V237H27ZM79 238V237H78ZM129 238V239H130ZM213 238V237H212ZM217 238V237H216ZM243 238V237H242ZM245 238V237H244ZM255 238H258V236L257 237H255ZM43 239V238H42ZM128 239V238H127ZM127 239H126V241H127ZM160 239V238H159ZM159 239L157 240V241H159ZM178 239V238H177ZM187 239V238H186ZM190 239V238H189ZM211 239V238H210ZM221 239H222V237H221ZM221 239H218V240H221ZM230 239H232L231 237H230ZM40 240V239H39ZM75 241H76V239H74ZM133 239H131V241H132ZM134 240H135V238H134ZM184 240V239H183ZM217 239H215L214 238V240H212L211 242H217V244L220 242V241H218ZM223 240V239H222ZM234 240V239H233ZM233 240L231 241V242H233ZM238 240V239H237ZM244 240V239H243ZM33 241V240H32ZM78 241H80V240H77V244H78ZM177 241H179V239L178 240H176V242ZM189 241V240H188ZM209 241V240H208ZM241 241V240H240ZM255 242H256V240H254ZM74 242V241H73ZM85 242H86V240H85ZM129 242V241H128ZM142 242H143V240H141V239H136L135 240V246H136V248H140V246H142ZM170 242V241H169ZM168 242V243H169ZM175 241L173 240V242L172 243H174ZM176 242L174 243V244H176ZM247 242H248V244H247ZM47 243V242H46ZM82 243V242H81ZM121 243V244H122ZM152 243V246L154 245L155 246V244L156 243H154L153 244V242H151ZM162 243V242H161ZM203 243V242H202ZM214 243H210V244H214ZM234 243H235V240H234ZM33 244H35V243H33ZM39 244V243H38ZM121 244H119V245H121ZM125 244V246L123 245V247H118V248H124V247H129L130 249H132L131 247H130V244L129 245H126V243H124ZM145 244H146V242H145ZM164 244V243H163ZM165 244H167V243H165ZM186 244V243H185ZM188 244V243H187ZM190 244V243H189ZM192 244V243H191ZM197 244V243H196ZM200 244V243H199ZM207 244H208V242H207ZM209 244V245H210ZM229 244V243H228ZM247 244V245H246ZM102 245V244H101ZM133 245H134V243H133ZM169 245H171V243L169 244ZM177 245V244H176ZM179 245H182L181 243L179 244ZM34 246V245H33ZM43 246V245H42ZM60 246V245H59ZM63 246H62V249H63ZM111 246V245H110ZM115 246V245H114ZM135 246L133 247V248H135ZM149 246V245H148ZM163 246V245H162ZM173 246V245H172ZM32 247V246H31ZM84 247H86L85 245H84ZM91 247V246H90ZM90 247H88V249L90 248ZM112 248H113V246H111ZM156 247V246H155ZM154 247V248H155ZM166 247V246H165ZM168 247V246H167ZM177 247V246H176ZM38 248V247H37ZM97 248V247H96ZM110 248V247H109ZM111 248V249H112ZM136 248L135 249H133V251H135L136 250ZM95 249V248H94ZM105 249V248H104ZM116 249V248H115ZM121 249V250H122ZM126 249V248H125ZM125 249H123L124 250V252L126 251V252H128L129 251V249H128V251L127 250H125ZM137 249V250H138ZM156 249V248H155ZM158 249V248H157ZM174 249V248H173ZM231 249H233L232 251H230ZM54 250V249H53ZM96 250V249H95ZM106 250V249H105ZM122 250V251H123ZM136 250V251H137ZM167 250H169V249H167ZM171 250V249H170ZM238 250V251H237ZM104 251V250H103ZM112 251V250H111ZM122 251L120 252V253H116L117 255H121V253H122ZM132 250H130V252H132V254H134V253H136V252H133ZM139 251V250H138ZM151 251V250H150ZM179 251V250H178ZM240 251V252H239ZM90 252H91V250H90ZM94 252V251H93ZM107 252V251H106ZM105 252V253H106ZM118 252V251H117ZM123 252V253H124ZM139 252H141V250L139 251ZM153 252V251H152ZM171 252V251H170ZM180 252H181V254H182V251L180 250ZM235 252V253H236ZM138 253V252H137ZM30 254V253H29ZM44 254V253H43ZM99 254H100V252H99ZM128 254V253H127ZM35 255H36V253H35ZM40 255H41V253H40ZM95 255V254H94ZM115 255V254H114ZM113 255V256H114ZM125 256H127L126 258H130L129 256L131 255V254H128V255H126V254H124ZM136 255V254H135ZM138 255H140V254H138ZM138 255H136V256H138ZM152 255V254H151ZM176 255V254H175ZM44 256H45V254H44ZM106 256V255H105ZM38 257V256H37ZM109 257V256H108ZM121 257H123V256H121ZM139 257V256H138ZM153 257V256H152ZM158 257V256H157ZM163 257V256H162ZM176 257V256H175ZM175 257H174V259H175ZM179 258H180V255L178 256ZM110 258V257H109ZM165 258V257H164ZM238 258H240L239 256H238ZM237 258V259H238ZM66 259V258H65ZM108 259V258H107ZM116 259V258H115ZM125 258H122V259H120L121 261L122 260H124ZM127 259V260H128ZM145 259V258H144ZM171 259V258H170ZM236 259V260H237ZM27 260V259H26ZM25 260V261H26ZM118 260V259H117ZM176 260V259H175ZM175 260H174V262H175ZM240 260V259H239ZM66 261V260H65ZM101 261V260H100ZM120 261V262H121ZM129 261H130V259H129ZM172 261V260H171ZM111 262H113V261H111ZM148 262V261H147ZM161 262V261H160ZM168 261H166L165 263H167ZM46 263V262H45ZM61 263H62V261H61ZM123 263V262H122ZM125 263V262H124ZM159 263V262H158ZM164 263V262H163ZM24 264V263H23ZM115 264V263H114ZM117 264V263H116ZM161 264V263H160Z\"/></svg>",
    "mask_w": 264,
    "mask_h": 264
}]
</instances>
